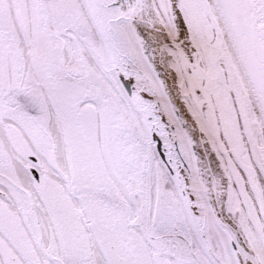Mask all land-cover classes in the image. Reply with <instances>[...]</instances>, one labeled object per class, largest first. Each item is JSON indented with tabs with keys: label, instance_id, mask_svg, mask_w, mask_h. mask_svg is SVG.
Masks as SVG:
<instances>
[{
	"label": "snow or ice",
	"instance_id": "1",
	"mask_svg": "<svg viewBox=\"0 0 264 264\" xmlns=\"http://www.w3.org/2000/svg\"><path fill=\"white\" fill-rule=\"evenodd\" d=\"M0 264H264V0H0Z\"/></svg>",
	"mask_w": 264,
	"mask_h": 264
}]
</instances>
